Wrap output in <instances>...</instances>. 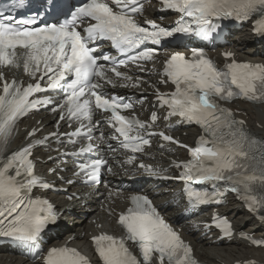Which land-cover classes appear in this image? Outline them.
<instances>
[{
    "label": "bare ground",
    "instance_id": "6f19581e",
    "mask_svg": "<svg viewBox=\"0 0 264 264\" xmlns=\"http://www.w3.org/2000/svg\"><path fill=\"white\" fill-rule=\"evenodd\" d=\"M158 5L151 4L146 6V14L152 18L157 17ZM169 22H172V18L168 19ZM252 28L247 27L243 31L239 32L236 36L231 39V44L227 46V49H231L239 60H252V61H264L262 53L264 49L258 45L255 40V37L251 34ZM19 61L24 64L31 65L30 57H23L22 54H19ZM7 74L9 76H14L17 74L19 77L31 78L30 75H25L23 70H14L7 69ZM140 76V75H137ZM149 81H155L156 76L154 74L146 76ZM118 92H125L124 89H120L116 86L115 88ZM153 96L150 97L145 103L140 107L136 108V112L142 113L144 110L150 111L155 107L154 103L151 101ZM233 107L240 111L239 117L246 119L248 126L252 132L257 136L264 138V105L255 106L251 104H245L238 102ZM145 118H147L148 113H145ZM42 119V124L45 125L44 131L41 133L49 132L53 130L52 120L53 117L45 113L37 115L34 119H27L24 122L25 126L31 127L36 125L37 120ZM98 119V117H93L92 124ZM99 129L95 127V134L98 135L102 132V138L110 132V128L103 126L98 123ZM39 127V126H37ZM187 133V137L183 136V133ZM184 140L190 141L194 144L199 131L196 129L180 130L177 132ZM25 138L22 132L19 133V136L15 142V146L18 147L22 144V140ZM103 145V143H102ZM52 154H42L43 158H47ZM99 155L107 156L108 153L103 150H99ZM156 160H162L159 156V152H154ZM109 162L112 160L107 158ZM39 167L45 171L46 165L40 164ZM122 176L120 174L108 177L105 179L106 183L100 185L94 192H91L88 198L83 197L79 200H74L71 203L65 201L64 197H51L57 207L62 210H65L67 218L64 222L59 225V230L57 232L61 241H54L51 244L61 243L63 244L68 238L74 236V241L71 242V245H77L80 248L87 251L89 243L86 237H81L83 232H88L95 230V225L91 223L93 220H98L97 223H101L104 228L113 227V224L110 223V216L106 215L99 208L104 206L106 203H111L112 198L107 197L104 193L105 191L111 194V190H116L118 199H114L118 207L125 209L126 204L122 202L123 199L127 197V194L132 191V188L122 187L124 183L123 180H120ZM133 187V186H131ZM111 188L109 191L108 189ZM140 188H143V191L148 195L153 197L155 204L160 208V210L165 213L170 221L180 225L184 230V237L191 242L195 248V254L201 262L204 264H234L236 261H247L249 259H257L264 263V249H253L247 247V242L238 236H235L234 239L229 242H221L219 244L212 243L210 239L206 236H202L200 228H194L190 225L188 218L181 216V211L179 209V204L177 203L178 195L176 194H164L165 187L159 185L157 188H154V185H149L146 182L140 184ZM160 190V194H157V191ZM138 191V190H134ZM86 192V191H85ZM139 192V191H138ZM83 200L88 201L87 208L81 207ZM72 208V212L68 210ZM88 208H91L89 210ZM224 215L232 218L234 223V228L237 232V235H242L247 232L253 234L254 237H262L264 239V222L256 221L253 217L246 215L241 204L237 202H232L229 207L221 209ZM0 264H26V262L19 257L11 258L8 253L0 252ZM36 264H41L40 261Z\"/></svg>",
    "mask_w": 264,
    "mask_h": 264
}]
</instances>
